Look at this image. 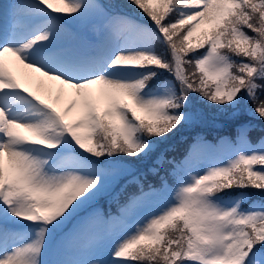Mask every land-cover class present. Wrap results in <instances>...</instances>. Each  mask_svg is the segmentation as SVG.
I'll return each instance as SVG.
<instances>
[{
    "label": "snow or ice",
    "instance_id": "6c2138e0",
    "mask_svg": "<svg viewBox=\"0 0 264 264\" xmlns=\"http://www.w3.org/2000/svg\"><path fill=\"white\" fill-rule=\"evenodd\" d=\"M209 118L234 137L167 157ZM253 120L264 0H0V264H264Z\"/></svg>",
    "mask_w": 264,
    "mask_h": 264
},
{
    "label": "trees",
    "instance_id": "16d2710c",
    "mask_svg": "<svg viewBox=\"0 0 264 264\" xmlns=\"http://www.w3.org/2000/svg\"><path fill=\"white\" fill-rule=\"evenodd\" d=\"M112 1H114L113 3H116L118 5L120 4L127 5V0H112ZM134 12L138 13V10H134ZM189 71H191V68H189ZM248 106L253 107L252 104H249ZM220 127H224V128L221 129ZM227 134H229V122L227 120L225 119L213 120L209 118L208 120L200 123L199 125L185 127L182 131L178 132L175 136H173L166 145H163L162 148L168 149L166 155L169 159L171 158L176 159L182 156L183 147L188 142H195L199 138L212 140L214 137H221ZM150 166H151V160L148 162V164L143 165L141 167V171L146 173V176L143 181L144 186L145 188H147V186L151 184L158 188L160 186L159 177L147 173V169ZM166 174H167L166 170L161 172V175H166ZM121 183H124V181H121ZM137 191L138 188L136 185H129L127 190L121 195L120 202L123 203L124 200L129 195ZM100 205L106 211H110L115 206V208L111 212L117 211V204L115 202L107 201L104 203H100Z\"/></svg>",
    "mask_w": 264,
    "mask_h": 264
},
{
    "label": "rangeland",
    "instance_id": "374dc122",
    "mask_svg": "<svg viewBox=\"0 0 264 264\" xmlns=\"http://www.w3.org/2000/svg\"><path fill=\"white\" fill-rule=\"evenodd\" d=\"M134 10V9H133ZM147 23V22H146ZM6 63L8 65V68L10 71L13 72V74L17 75L18 78H20L22 76V73L26 70H24L22 68V66H19L18 65V62L15 61L14 58H11V57H8L6 58ZM169 79H171V77H169ZM33 87H36L35 84H33ZM254 106V105H253ZM249 119V118H248ZM256 123L259 124V121L258 120H254ZM229 137H234V132L230 133L229 132ZM253 141H255L259 136H256V135H251ZM209 144H212V145H216L217 147H222L223 144H222V139H220L216 144L215 143H212L210 141H207ZM172 182H170L171 184ZM256 196H259L258 194H256ZM255 196V197H256ZM108 200H105V199H102L100 201V203H104V202H107Z\"/></svg>",
    "mask_w": 264,
    "mask_h": 264
}]
</instances>
